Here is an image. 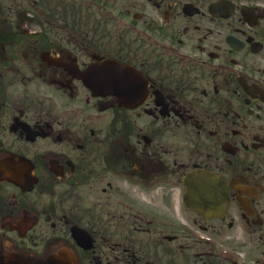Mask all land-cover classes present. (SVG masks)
<instances>
[{"label": "flooded vegetation", "instance_id": "flooded-vegetation-1", "mask_svg": "<svg viewBox=\"0 0 264 264\" xmlns=\"http://www.w3.org/2000/svg\"><path fill=\"white\" fill-rule=\"evenodd\" d=\"M262 258L264 0H0V264Z\"/></svg>", "mask_w": 264, "mask_h": 264}, {"label": "water", "instance_id": "water-1", "mask_svg": "<svg viewBox=\"0 0 264 264\" xmlns=\"http://www.w3.org/2000/svg\"><path fill=\"white\" fill-rule=\"evenodd\" d=\"M81 76L93 90L113 89V87H118L119 84L128 86L133 85L135 82L131 69L112 61L93 65L89 67L87 73ZM125 105L130 106L131 104ZM74 234L77 241L83 240V237L78 235L79 232Z\"/></svg>", "mask_w": 264, "mask_h": 264}, {"label": "rangeland", "instance_id": "rangeland-1", "mask_svg": "<svg viewBox=\"0 0 264 264\" xmlns=\"http://www.w3.org/2000/svg\"><path fill=\"white\" fill-rule=\"evenodd\" d=\"M115 183L119 184V187H121L125 192H127L132 197H134L137 201H139L142 207L153 208L155 205L159 206L161 202V200L159 202V199H157V197H159V195L161 194L160 190H157V193L156 192L153 193L151 192V190L141 189L140 186L137 187L132 185L131 183L130 184L124 182L120 183V180L115 181ZM148 189H153V188L150 187ZM174 218H180V217L175 215ZM238 249H239L238 252L242 254L244 251H246V247L243 246H241Z\"/></svg>", "mask_w": 264, "mask_h": 264}]
</instances>
